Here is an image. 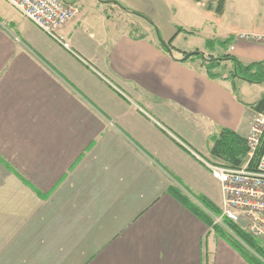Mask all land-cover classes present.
Wrapping results in <instances>:
<instances>
[{
  "label": "crops",
  "instance_id": "1",
  "mask_svg": "<svg viewBox=\"0 0 264 264\" xmlns=\"http://www.w3.org/2000/svg\"><path fill=\"white\" fill-rule=\"evenodd\" d=\"M63 1L69 47L0 0V264H249L174 192L222 209L205 162L264 98L230 60L264 67V0Z\"/></svg>",
  "mask_w": 264,
  "mask_h": 264
},
{
  "label": "built area",
  "instance_id": "2",
  "mask_svg": "<svg viewBox=\"0 0 264 264\" xmlns=\"http://www.w3.org/2000/svg\"><path fill=\"white\" fill-rule=\"evenodd\" d=\"M4 1L51 39L69 47L60 31L79 15L78 6L63 0ZM240 38L264 44V34H243ZM246 140L248 154L241 166L205 162L223 194L221 216L214 224L228 219L264 246V113L257 112Z\"/></svg>",
  "mask_w": 264,
  "mask_h": 264
},
{
  "label": "trees",
  "instance_id": "3",
  "mask_svg": "<svg viewBox=\"0 0 264 264\" xmlns=\"http://www.w3.org/2000/svg\"><path fill=\"white\" fill-rule=\"evenodd\" d=\"M218 12L221 13L222 7H219ZM182 30V29H179ZM172 49L170 46L167 47ZM193 56H202L200 52L193 54H187L184 61L190 59ZM229 59V57H224ZM224 59H216L211 61V65L208 66L209 70L216 67V61H222ZM237 67L235 77L241 78L249 83L258 84L264 83V67L262 64L242 65L238 60L230 58ZM253 108L258 113H264V98L256 103ZM262 149L257 154V159L260 157ZM211 154L223 162V164L230 165L232 167H239L243 164V161L248 154L247 140L240 137L229 130H223L220 135L214 140V145L211 148ZM179 200L186 204L191 210L195 211L199 215H203L206 221L213 224V220L203 210L197 206L191 204L185 197L178 192H174ZM197 200L200 204L215 217L221 216V210L215 207L204 197H198ZM225 228L229 232H226L222 227L216 225V228L224 236V238L230 242L247 260L249 264H264V246L251 238L247 233L242 231L236 224L232 223L228 219L223 220Z\"/></svg>",
  "mask_w": 264,
  "mask_h": 264
},
{
  "label": "rangeland",
  "instance_id": "4",
  "mask_svg": "<svg viewBox=\"0 0 264 264\" xmlns=\"http://www.w3.org/2000/svg\"><path fill=\"white\" fill-rule=\"evenodd\" d=\"M190 43H193L194 45H196L197 46V40H193V42H191V40L190 41H188L187 43H186V45H185V39H184V41H177L176 42V45L177 46H179L180 48H183V49H185V46H187V45H190ZM173 50V49H172ZM175 51V50H174ZM193 58H195V57H193ZM209 213V212H208ZM209 216L211 217V219L215 222L216 221V218H218V217H215L214 215H212L211 213H209ZM220 227H222L226 232H229L228 231V229L227 228H225L226 226H224V224L222 223L221 225H219ZM230 233V232H229Z\"/></svg>",
  "mask_w": 264,
  "mask_h": 264
}]
</instances>
